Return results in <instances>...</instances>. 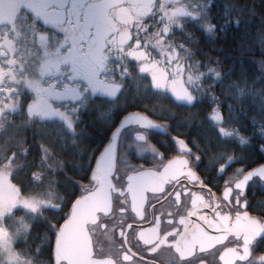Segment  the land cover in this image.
Masks as SVG:
<instances>
[{"label": "trees", "instance_id": "1", "mask_svg": "<svg viewBox=\"0 0 264 264\" xmlns=\"http://www.w3.org/2000/svg\"><path fill=\"white\" fill-rule=\"evenodd\" d=\"M71 5L73 37L88 42L83 50L91 62L103 66L107 58L108 75L121 91L91 97L69 128L58 119L29 116L34 97L24 88L27 81L18 93L21 108L1 119L0 171L8 169L9 175L0 178V197L32 209L28 236L16 248L33 264H55L57 233L91 183L113 133L131 114L168 124L172 135L191 145L198 130L204 160L228 151L230 141L220 127L235 129L248 141L238 149L256 152L253 163L264 159V0H74ZM181 8L194 17L170 22ZM177 55L186 57L197 75L203 72V87L190 104L140 72L145 63H155L173 79ZM217 107L224 117L220 124L211 119Z\"/></svg>", "mask_w": 264, "mask_h": 264}, {"label": "flooded vegetation", "instance_id": "2", "mask_svg": "<svg viewBox=\"0 0 264 264\" xmlns=\"http://www.w3.org/2000/svg\"><path fill=\"white\" fill-rule=\"evenodd\" d=\"M71 2L0 0V53L12 44L19 54L34 47L42 58L46 52L52 58L50 73L45 78L41 75L37 89L43 97L35 104L38 108L67 104L63 100L73 88L83 98L94 90L95 95L112 92L101 89L108 67L91 62L83 50L88 42L73 37ZM0 58L1 92L3 72H8L11 59ZM103 60L107 63V58ZM14 86L23 88L21 83ZM115 91L119 94L121 88ZM153 121L165 129L164 136L133 127L121 138L111 204L89 226L92 263L264 264V180L254 178L245 189H237L250 170L264 165L263 156L253 163L256 152L238 149L247 148L248 141L237 130L228 129L234 133L225 137L230 141L228 151L204 160L198 130L191 145L172 135L168 124ZM178 140L190 151L181 152ZM100 187L91 179L80 198Z\"/></svg>", "mask_w": 264, "mask_h": 264}, {"label": "rangeland", "instance_id": "3", "mask_svg": "<svg viewBox=\"0 0 264 264\" xmlns=\"http://www.w3.org/2000/svg\"><path fill=\"white\" fill-rule=\"evenodd\" d=\"M153 1L156 3L163 2L164 0ZM25 28L28 29L30 27L25 25ZM29 37L32 38L31 40H34L33 36ZM44 45L47 46L46 44ZM9 46L8 50L4 49V53H0V56H4V59L7 56L11 59L8 72H3L6 75L5 89L0 92V108L10 114L18 111L21 108L20 98L18 96H12V92L16 95L22 88L15 87L14 84H24L28 81L26 85H24V88L33 91L32 97H34L33 101L28 106V114L31 118L40 121H53L58 119L61 120L67 127H69V122H71L74 126L79 111L84 107L86 101H89L91 97L97 94V91L94 90V93H89L88 96L83 98V96L75 93V90L73 89L76 88L72 87V93H69L67 98L63 100L64 102H67V104L61 105L56 103L52 106V108L42 109L40 112H37L38 105L35 104L38 103L39 100L43 99L42 95L37 93V89L42 83L43 78H41V75L45 78L47 74L50 73L52 58L47 55L46 51H44L46 52V55L44 54L45 56L42 58L41 53H39V51L36 52V48L34 47L23 49L19 54V49H15L12 44ZM77 49L80 50L79 47ZM106 67H109V64H107L104 60L102 68ZM8 77H15L16 80L13 78L7 80ZM117 86L120 88L119 85H117V82L113 79L112 75L104 76L101 86L103 91L105 89L108 91H115L118 89ZM11 88L12 91L10 92ZM117 93L118 91H116V94ZM82 99L84 100L82 101ZM7 100L11 101L8 102ZM178 101L182 103L186 102L181 100ZM8 105H12V107H8ZM8 175V169L0 171V178H6ZM21 201L23 202V199H21ZM24 203L23 205L18 206L16 203L10 204V198H4L1 200L0 197V264H33L30 259L23 257L16 248V244L19 241L26 239L31 227L32 209L25 206ZM16 210L17 212H15ZM19 212L21 214L16 215ZM32 213L36 214L38 212L34 211ZM37 219H39V217H37ZM44 261L46 262L47 259L44 258Z\"/></svg>", "mask_w": 264, "mask_h": 264}, {"label": "water", "instance_id": "4", "mask_svg": "<svg viewBox=\"0 0 264 264\" xmlns=\"http://www.w3.org/2000/svg\"><path fill=\"white\" fill-rule=\"evenodd\" d=\"M129 118L132 119V122L124 125L125 120ZM143 119L151 120L140 113L127 116L118 128L120 134L116 135L117 129L112 136L110 144L98 158L92 174V181L100 183L102 187L94 193L79 199L73 205L69 219L57 233L54 247L55 264H93L91 260L92 241L89 234V226L97 223L99 214L106 212L111 204L112 177L117 168L118 149L123 133L130 128L141 127L163 136L166 134L165 129L156 122L151 127H144L137 122ZM122 125L124 126L122 127ZM139 137L137 138L139 139ZM178 144L181 152L187 153L190 151L183 141L178 140ZM172 164L173 162L167 167L169 168ZM248 177L237 185V189H245L254 179Z\"/></svg>", "mask_w": 264, "mask_h": 264}, {"label": "snow or ice", "instance_id": "5", "mask_svg": "<svg viewBox=\"0 0 264 264\" xmlns=\"http://www.w3.org/2000/svg\"><path fill=\"white\" fill-rule=\"evenodd\" d=\"M194 13H191L187 8H181L178 10V12L173 13L171 16H169V21H174L177 17H185V16H193ZM182 27V25H181ZM134 57L138 59H147V57L144 56L143 53L140 54V56H136V53H132ZM176 61V69L177 74L176 77L173 79L169 78V73L166 72L163 68L159 67L155 63H145L141 68V73H149L154 81V84L157 88L160 89H167L172 94L175 95L177 100L186 101L187 103H192L196 96L194 93L199 90L200 87H203L201 84L203 72L199 75H197L192 70V63L186 58L183 57L182 59L177 55L174 57ZM209 72L216 73V76L219 77L220 73L216 71L213 68L208 69ZM199 86V87H198ZM118 88V86H117ZM107 91V89H105ZM110 95H116V91L110 92ZM8 107H12V105H8ZM211 119L216 121L218 124L222 123L224 117L220 112L219 107H217L216 111L213 113ZM132 122V119L129 118L125 120L124 125H127L128 123ZM141 123L144 127H151L154 125V121L151 120H140L137 121ZM122 125V127L124 126ZM69 128H71L73 125L71 122H69ZM219 131L224 137L232 136L234 133L224 127H220ZM120 134V130H117L116 135L118 136ZM139 139L144 140L145 137L141 136ZM248 178H260L264 180V165L259 166L253 170H250L249 177ZM264 242V241H261Z\"/></svg>", "mask_w": 264, "mask_h": 264}]
</instances>
